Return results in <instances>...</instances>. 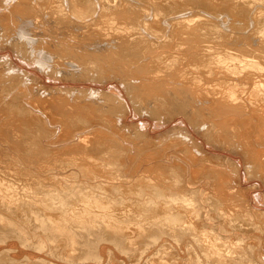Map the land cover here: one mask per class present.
Listing matches in <instances>:
<instances>
[{
	"label": "bare ground",
	"instance_id": "6f19581e",
	"mask_svg": "<svg viewBox=\"0 0 264 264\" xmlns=\"http://www.w3.org/2000/svg\"><path fill=\"white\" fill-rule=\"evenodd\" d=\"M4 3L11 11L3 12L0 5L4 14L0 13L1 26L4 20L21 15L17 36L28 40L34 55L50 59L57 53L55 50L64 49L63 45L65 51L72 52L85 50L89 44V49L107 52L99 55L77 52L75 57L84 60L78 65L93 69L97 64L103 67L108 63L110 70L113 68L107 61L109 58L131 55L129 63L138 67L142 60L143 66L152 67L154 72L146 76L150 81L156 80V85L172 80L177 88L189 92L193 100L215 108V118L211 117L210 123L208 118L198 122L210 138L213 132L218 134L217 126L234 120L239 123L232 125V132L242 130L244 138L261 137L258 130L264 129V0H7ZM43 37L52 38L44 41ZM87 38L94 42H85ZM21 44L24 46V42ZM23 46L19 49L21 53ZM95 54L103 59L96 61ZM45 57L37 59L38 63L53 67L46 63ZM74 61L73 58L70 62L73 66L77 65ZM123 63L120 61V65ZM9 69L8 76L12 77L13 69ZM133 75L126 78L129 85L133 80L142 82ZM16 78L12 77V83L2 78L0 89L5 90L8 83L12 89ZM1 90L0 100L11 94V90L7 95ZM54 99L37 101L51 105ZM228 113L234 117L227 116L224 121L218 117ZM86 119L88 123L81 120L75 130L67 128L71 130L65 135L72 133L67 138L55 137L53 126L41 122L35 129L38 132L31 130L30 146L17 147L7 154L9 158L0 157V264H264L261 235L264 212L254 209L248 198L237 197L234 182H227L220 170L202 165L205 158L170 141L161 150L169 162L163 157L159 159L158 154L153 167L149 165L152 171L156 170L158 179H152L144 170L140 175L132 173L136 159L130 150L134 142L126 140V135L121 141L115 135L108 142L101 138L103 134L99 133L101 129L97 130L95 118L93 122ZM222 137L212 138L220 142ZM62 139L70 150L66 152L65 147L64 156L48 146ZM24 141L27 143L28 138L21 135L14 142L19 145ZM140 149L137 152L141 157L144 148ZM151 153L150 156L155 155ZM260 153L252 151L249 158L260 160ZM129 160L132 164L128 166ZM146 168L144 165L143 169Z\"/></svg>",
	"mask_w": 264,
	"mask_h": 264
},
{
	"label": "rangeland",
	"instance_id": "374dc122",
	"mask_svg": "<svg viewBox=\"0 0 264 264\" xmlns=\"http://www.w3.org/2000/svg\"><path fill=\"white\" fill-rule=\"evenodd\" d=\"M4 1H7V0H0V5H2L3 7L2 11L9 13L8 11H11V10L7 9L8 7L6 3H4ZM31 9L36 11L33 6L31 7ZM2 11H0L1 14H3ZM2 16H4V14ZM12 17L13 16H11V18ZM21 20H22V16L20 15V17L19 16L17 17L16 15V17H14L13 19L9 18V21H7V19L3 21L4 23L3 25L6 27L1 26L2 23H0V59L2 60V61L0 60L1 61L0 63L2 64L4 60L5 62L3 63L5 64L6 67L4 66V64H2V66H4V68L7 69V70L3 69V67L0 66V72H1L0 73V84H3L2 78H7L9 79V82L12 83V80H14L12 79V77L14 78L17 77L15 79L16 83L15 81H13L14 84H12L13 85L12 89L10 88L11 87L10 83L5 85L4 87L5 90L0 89L3 94L5 93V95H7V91L11 90V94H9L10 96L9 95L4 96V99L2 98L0 100V127H1L0 128V155H2L0 156L1 159H3L4 157L9 158L7 154L9 153L10 155V152H12L14 149H16L19 146L20 147L22 146L26 147V145L30 146L29 141H31L32 138L30 139L29 136H31V133H33V131L38 132V130H35V129L37 128V125L41 122H46L47 125H50L51 127L53 126V128L55 129V134H56L55 137L60 136V138L62 137L65 138L66 136L67 138L68 135H65V134H69V131L71 130V129L68 130L67 128H72L73 130H75L76 127H78L77 124L81 120L84 119V123H88L86 118H88V120L91 119L90 121H92V118H95L93 121L96 120L95 122H97L98 124L97 130L101 129L99 133L103 134L102 135L103 137L101 138L103 139L105 138L104 140H107L109 142L111 139L114 138L115 135H117L116 136L117 139L121 141L122 136L126 135V138H127L126 140L134 142L132 149L130 150V154H132L134 159H136L135 162L133 161L134 168L132 167L130 170V171L134 170V172L132 173H135V174L138 173V175H140L144 173V171H147L148 172L147 174L150 177H152V179L153 178L158 179L155 174L156 170L152 171L153 166L151 164H153V162L157 159L156 156L158 157V154L160 155V158L158 157L159 159L163 157V159L166 161L167 159L165 158L168 156H164L162 151L164 147H167L169 146V144H171V142L176 141V144L177 142L180 145L182 144L180 147L191 150L197 156L200 155L199 156L200 158H203V159L205 158L204 160L201 159L200 161V163L204 161L202 165L208 168L213 167L212 168L213 170H216V169L220 170L222 176L224 175L223 177L227 182L229 183L231 182L230 184L234 182L232 185L235 188V190H238L236 191L238 193H235L237 194L236 195L237 197L239 195L241 198L242 197L243 198L245 197L246 199L248 198L251 205L254 207V209H258L264 212V160L260 161L262 158L264 159V131H263L264 129L261 130L262 129L261 128L260 130H258L259 131L258 136H261L259 138L255 137L254 134H253L254 136H252L251 138H246L247 136L244 138L242 135L243 134L242 130H241V133H238V132L234 133V131L232 132V129H234L232 128V125H234V123L235 125H238L236 124L238 121L235 122L234 120L233 122H229V123L223 122L224 124H220L219 126H217V130L215 132L218 134H214L213 132L211 136L212 138L213 136L218 135L219 137L220 135H223L222 139H220V142L218 138L217 140L215 138L211 139L208 133H206V130L202 127H199L198 125L200 121L202 122L204 118H206V120L209 119L208 121L210 123V118L213 116L215 118V112H214L215 108L213 109L212 106L206 107L208 104L206 105L200 101L193 100L192 97L190 98L189 92H185V91L183 92L181 89L177 88L176 87L177 85L174 84V81L172 80L164 81V83L166 82L169 84L159 85V86L156 85L157 84L155 82L156 80L150 81L149 77H147V76H150V73L152 74V72L154 71L151 70L152 67L149 68L148 65H146L148 68L143 66L144 61L141 62L142 61L141 60L139 63H137L138 64V67H137V65L134 64L135 65L134 66L133 64L129 63L131 60V55H127L124 57L118 56L119 58L118 57L115 58L117 61L114 58H109L111 61L105 58L111 64V68H113L114 71L110 70L107 67L108 63L104 65L103 67L97 64L96 65L97 67L95 66L93 69L87 68V67L84 68L78 65V63L81 64L84 60L80 59V57L79 59L75 57L77 56L76 55L77 52H81V51L82 52L84 51V53L85 51L88 53L96 52L98 55L100 53L103 54L107 52V51L100 52L103 49L97 50V48L95 47H90V49L92 50L91 51L88 47L89 44L85 46V50L80 48L79 51L77 49L76 51L72 50V52H69V49L65 51V47L63 45L62 49L63 48L64 49L62 51L61 49L55 50L57 53L53 54L52 58L50 59H48V57L46 58L43 55L40 56L39 54H35L36 55L35 56L32 48L29 47L30 44L27 42L28 40H26L25 38L24 39L21 38L23 40H20V38H18L17 36L18 27H19L18 25L21 24L20 22ZM2 31L4 32L2 33ZM5 34L6 35L8 34V35L6 36ZM7 37L8 39L10 38V40L6 39ZM46 38L43 37V40L45 41ZM51 38L52 37H48L47 39L50 40ZM5 39L8 40L9 44L6 42ZM10 41H12V43H10ZM20 42L21 43L24 42V46ZM85 42L91 43V42H94V39L87 38L85 39ZM13 45H15L16 47ZM20 45L23 46L22 53L19 50L21 47ZM28 51L31 54H29ZM97 54H95V56L97 57L96 61L97 60L100 61L101 59H103L101 56H98ZM43 57H45L46 63L48 62L51 63L53 67L47 66V65L45 66L40 65L37 59H40ZM73 58L75 60L73 63L75 64V62L76 63L78 62L77 65L73 66L70 63L71 61H73ZM49 60H52V61H49ZM61 60H62V64H61ZM120 61L125 62V64L124 63L122 64L124 65V68L120 67L122 66L120 65ZM91 63H93L92 60H91ZM141 64L142 66H140ZM60 66L62 68H60ZM116 66H117V69H116ZM9 67L11 70L13 69L12 73H10L12 77L11 76L9 77L8 76L9 73H7ZM54 68L56 70H53ZM131 68L134 70H132ZM52 70H53V73H52ZM106 72L109 75L111 74V77H106L108 75L106 74ZM5 73L7 77L6 75H2ZM104 74H106V76ZM133 74H136V77H139V79L141 78L140 80L142 82H139V81L136 82L135 80H133V81H130L131 84L129 85L127 83L126 78L128 79V77L132 76ZM1 76H4V77H1ZM133 77L136 78L135 75H133ZM145 77H147L148 79ZM17 80L18 82H20L19 84H17L18 83ZM133 82H136L135 85L133 84ZM215 82L216 81H213V83ZM138 85H140L139 86L140 88L138 87ZM15 86L16 87L19 86L20 88L19 87L16 88ZM131 86L134 87L135 89L134 88L132 89ZM115 90L120 92L119 94H121L120 95L121 97L117 94L118 92ZM53 92L56 94L53 95L54 94ZM15 93H16V96H15ZM117 95L119 96V98ZM20 97H22L23 99H21ZM42 98H48V99L55 98V99L54 101H52L51 105H48L47 103L40 104L37 101ZM5 100L6 102H4ZM9 103L12 105H10ZM104 106H107V107L104 108ZM90 107H91V110L88 111ZM198 110H199V113H198ZM187 114H189L192 117H190L189 119ZM206 115L207 116L209 115V117H203ZM225 115L218 116V117L219 118L221 117L220 118L221 121H224L225 118H228L230 116L234 117L232 113H228V115L226 116ZM79 118H81V120ZM40 119H42V121ZM53 120H54V123L51 124L50 121L52 122ZM104 120H105V123L103 122ZM236 120H237V117H236ZM253 123H255V121H253ZM104 124H106L107 126L106 125L104 126ZM242 124L239 125L240 128ZM109 132L111 134H109ZM27 133H30V134H27ZM21 135L24 136L25 138H28V141L27 143L26 141H24L18 145V143L17 142L15 143L14 141H18ZM70 135L68 137H70ZM104 135H107V137L106 136L104 137ZM180 135H182L180 137L182 139L180 140V138H178V140H176L177 139L176 137ZM187 136L191 137L192 139L187 138ZM108 137L110 139H108ZM184 137L186 138L185 141H184ZM131 138L132 140H130ZM186 140H188L189 142ZM233 140L235 143L232 144ZM101 141L100 143L103 144V142ZM239 144L243 146L242 149L239 146ZM48 146L49 148L55 147L57 154H62L64 156L63 150L66 147L64 146V139H62L59 143L57 142L51 146L49 144ZM138 147L144 148L143 150L144 152L141 151V154L143 153L144 155L148 152L146 155H144V157L149 156L148 157L149 159L145 157L143 160L142 158L143 155L140 157L137 151L138 150L140 151L142 149ZM66 150H67L66 152H70L69 147H66ZM255 150H258V152H261L260 160L254 161L249 158L250 153ZM151 151L155 153V155L151 153ZM196 151L197 153H195ZM1 152H3L4 155L3 153L1 154ZM135 152H137V154ZM158 152H161V153H158ZM149 153L153 155L150 156ZM151 157H153V159ZM139 158H141L142 160H140ZM154 158L156 159L154 160ZM168 160H169V157H168ZM168 160L167 162H169ZM136 161L138 162L140 161V162L138 163ZM136 163H138L139 165ZM130 164H132V161L129 160L128 166ZM144 165L145 167H147L146 170L143 169ZM149 165H151L152 167H149ZM214 166L216 167V169ZM243 195H246L247 197ZM263 234L261 235L264 236Z\"/></svg>",
	"mask_w": 264,
	"mask_h": 264
}]
</instances>
